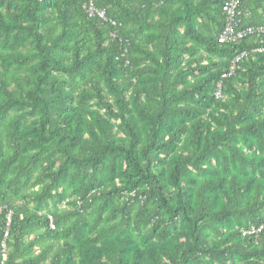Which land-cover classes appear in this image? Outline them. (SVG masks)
I'll use <instances>...</instances> for the list:
<instances>
[{"label":"trees","instance_id":"1","mask_svg":"<svg viewBox=\"0 0 264 264\" xmlns=\"http://www.w3.org/2000/svg\"><path fill=\"white\" fill-rule=\"evenodd\" d=\"M229 1L0 0V264H264V52L218 43Z\"/></svg>","mask_w":264,"mask_h":264},{"label":"built area","instance_id":"2","mask_svg":"<svg viewBox=\"0 0 264 264\" xmlns=\"http://www.w3.org/2000/svg\"><path fill=\"white\" fill-rule=\"evenodd\" d=\"M97 0H88L87 5L84 7V11L88 18L96 19L101 24L109 27H117V23L114 19L110 18L104 8H98L96 6ZM240 0H230L224 8L225 15V26L222 29L220 35L218 36V43L220 45H231L236 44L250 36H259L261 41V48L256 50L259 52H264V28L263 27H240ZM244 54L234 58L228 68L226 74L223 78H230L235 73L237 64L240 62ZM218 91L215 96L217 99L222 98L221 85L217 86ZM51 229H54L52 222L50 223ZM264 226L260 227L258 230L251 229L248 231H243L242 235H256Z\"/></svg>","mask_w":264,"mask_h":264},{"label":"rangeland","instance_id":"3","mask_svg":"<svg viewBox=\"0 0 264 264\" xmlns=\"http://www.w3.org/2000/svg\"><path fill=\"white\" fill-rule=\"evenodd\" d=\"M92 105L90 106V108L92 109ZM33 189H35V187H32V186H28V188H27V190H28V193H30ZM122 201H124V200H122ZM122 201L121 200H116V202H120V203H122ZM49 205V207L51 208V204L49 203L48 204ZM51 210V209H50ZM43 213L45 214V213H47L49 216H51V214L49 213V211H47V210H44L43 211ZM178 227H180V223H178ZM36 234V233H35ZM34 234V235H35ZM139 237V239H140V242L142 243L143 241H144V238L143 237H140V236H138Z\"/></svg>","mask_w":264,"mask_h":264}]
</instances>
